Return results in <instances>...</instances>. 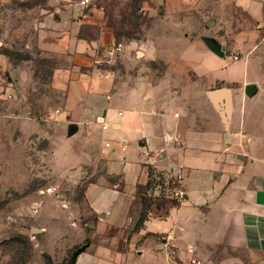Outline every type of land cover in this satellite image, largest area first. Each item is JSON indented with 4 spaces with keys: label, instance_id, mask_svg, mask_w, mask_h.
<instances>
[{
    "label": "crops",
    "instance_id": "1",
    "mask_svg": "<svg viewBox=\"0 0 264 264\" xmlns=\"http://www.w3.org/2000/svg\"><path fill=\"white\" fill-rule=\"evenodd\" d=\"M192 3L175 5L172 15L191 16L181 31L151 26L158 37L153 32L142 51L128 46L118 54L138 68L128 80L81 71L100 61L92 57L96 42L109 44L108 54L116 43L110 44L105 27L97 41H89L68 7L56 16L59 49L73 63L63 82L65 127L69 134L74 124L76 134L83 127L107 132L123 151L102 158L111 147L107 141L98 155L105 173L87 192L91 234L75 264H264V95L258 98L264 73L260 81L250 79L224 40L202 36V17ZM79 5L78 14L86 7ZM245 7L263 24L264 3ZM204 38L220 44L225 55L213 52ZM132 54L142 57L134 60ZM159 62L179 68L183 80L156 74ZM116 95L131 96L128 111L116 106ZM150 167L174 180L180 175L186 200L145 204Z\"/></svg>",
    "mask_w": 264,
    "mask_h": 264
},
{
    "label": "rangeland",
    "instance_id": "2",
    "mask_svg": "<svg viewBox=\"0 0 264 264\" xmlns=\"http://www.w3.org/2000/svg\"><path fill=\"white\" fill-rule=\"evenodd\" d=\"M81 1L0 0V264H47V256L52 264H68L75 247L85 244L91 234L87 192L105 173L100 172L98 158L103 144L111 143L100 154L104 159L122 151L107 132L94 134L83 127L78 134H69L65 127L63 82L73 63L59 49L62 38L55 28L56 16L70 8L89 41H97L105 27L110 44L122 42L125 52L128 46L142 51L153 32L158 37L160 25L172 28V33L181 31L191 17L172 15L175 5L185 0H90L82 13H75ZM253 1L193 0L192 6L202 17L201 35L224 40L232 57L241 59L247 76L260 81L264 21H256L245 7ZM151 26L158 31H151ZM96 43L92 57L100 61L81 71L96 69L119 80L139 73L123 59L125 53L109 55L105 52L109 44ZM132 58L139 59L136 54ZM156 64L152 67L156 74L183 78L179 68ZM262 95L263 91L258 98ZM114 102L124 112L134 101L129 95H116ZM174 192L175 185L168 181L165 190L146 193L147 202L170 204L175 202Z\"/></svg>",
    "mask_w": 264,
    "mask_h": 264
},
{
    "label": "trees",
    "instance_id": "3",
    "mask_svg": "<svg viewBox=\"0 0 264 264\" xmlns=\"http://www.w3.org/2000/svg\"><path fill=\"white\" fill-rule=\"evenodd\" d=\"M6 55H8L7 53H5ZM149 181L145 187V190L143 191V194H144V202L145 204H148V196L146 193L150 192V191H154L155 190V187L157 185H161V191L162 190H165L166 188V182L169 181V185H172L173 183V180L174 178L172 176H170L168 178L167 175L161 173V172H158L156 169H154L153 167H150V171H149ZM89 244V240H86V243L81 245V246H78V247H75L74 251L72 252L71 256L69 257L67 263L68 264H75L76 262V259H77V256L83 252L86 247L88 246ZM47 259V264H52V261H51V258L50 256H47L46 257Z\"/></svg>",
    "mask_w": 264,
    "mask_h": 264
},
{
    "label": "built area",
    "instance_id": "4",
    "mask_svg": "<svg viewBox=\"0 0 264 264\" xmlns=\"http://www.w3.org/2000/svg\"><path fill=\"white\" fill-rule=\"evenodd\" d=\"M89 3H90V0H82L81 1V5L82 6H87ZM124 49H125V45L122 42H117L115 44V46H113V48H111L109 50V54L110 55H118V54L122 53L124 51ZM233 58L235 60H238L239 59L238 55H234ZM147 155L149 156V158H148L149 159V162H153L154 161L153 160V157L149 154V152L147 153ZM172 183L175 185V192H174V196L175 197L174 198L178 202L185 201L186 200V197H187V194H186V191L180 186L181 176L180 175L177 176V178H175V180H173ZM166 184H168V182ZM156 190L161 191V185H157L155 187V190L154 191H151V193L153 194L154 192H156ZM193 264H199V262H194Z\"/></svg>",
    "mask_w": 264,
    "mask_h": 264
},
{
    "label": "water",
    "instance_id": "5",
    "mask_svg": "<svg viewBox=\"0 0 264 264\" xmlns=\"http://www.w3.org/2000/svg\"><path fill=\"white\" fill-rule=\"evenodd\" d=\"M213 23V21H210V24ZM205 43L207 44V46L215 53L224 56L225 55V49L218 44L215 40L211 39V38H204ZM215 93L213 91L209 92V96L210 97H214ZM78 130V126L76 124L73 125L72 129H71V134H74L75 132H77ZM33 231L35 232H40L41 229L38 228H33Z\"/></svg>",
    "mask_w": 264,
    "mask_h": 264
}]
</instances>
